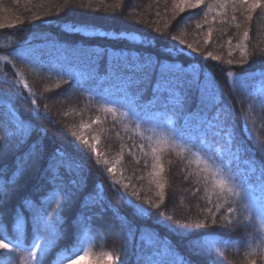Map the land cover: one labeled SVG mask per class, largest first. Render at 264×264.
Returning a JSON list of instances; mask_svg holds the SVG:
<instances>
[{
    "label": "trees",
    "instance_id": "1",
    "mask_svg": "<svg viewBox=\"0 0 264 264\" xmlns=\"http://www.w3.org/2000/svg\"><path fill=\"white\" fill-rule=\"evenodd\" d=\"M40 1L68 14L38 22L49 14ZM83 5L87 17L111 13L99 32L73 30L90 24ZM0 14V120L32 129L21 148L0 156V197L22 183V163L34 161L43 174L0 212V239L9 244L0 264H66L83 237L86 264H264V224L249 204L257 176L264 181V96L256 93L264 0H0ZM225 106L231 117L221 124L214 117ZM158 122L164 134L152 139L144 127ZM84 124L108 145L104 163L80 156ZM45 125L60 130L58 141L43 138ZM50 158L74 168H60L53 182ZM109 159L121 168L115 177L105 173ZM101 199L102 214L89 206ZM37 213L48 222L39 231ZM236 218L240 232L213 224Z\"/></svg>",
    "mask_w": 264,
    "mask_h": 264
},
{
    "label": "rangeland",
    "instance_id": "2",
    "mask_svg": "<svg viewBox=\"0 0 264 264\" xmlns=\"http://www.w3.org/2000/svg\"><path fill=\"white\" fill-rule=\"evenodd\" d=\"M40 3L43 4L44 1H40ZM138 5L139 4L137 3V1L134 3H131L130 12L135 13L134 12L135 8L137 9V11H139ZM50 8H53V4L50 7L43 4L39 10L40 13L43 14L46 11H48L49 14H45V16L41 17V18H35V20L38 19L37 21L40 22V21H46V19H51L52 23H54L55 19L63 20V18L68 14V13H64L65 15L58 16L57 14H55V10L50 11L49 10ZM86 11H89L88 13L91 14L90 10L86 9L85 6L83 5L80 13H81L82 17H85L86 19H88V21L90 23L89 26H80L78 24V25L73 26V28H74L73 30H78V31L88 32V33H93V34L97 33L101 29H98V27H96V25H98L100 23L101 24L104 23V22H102L101 19H103L105 16H107V14H111L109 12V10H106L105 8H100L98 10L94 9V12H92L94 17H87L85 14ZM130 12H128L127 14H129ZM3 16H5V15L0 14V17H3ZM5 19H7V18H4V19L2 18V19H0V21L3 22ZM66 19L68 20V18H66ZM104 19H106V18H104ZM130 21L132 23H134L135 25H138V26H136V28H138L140 30H142L144 25H145V24H142L140 21H137L138 23H135L136 22L135 20H130ZM91 25H95V27H93ZM145 26H147V25H145ZM66 27L71 28L70 25H68ZM256 93L264 96V82H261V81L258 82V84L256 86ZM69 95H70L69 93H65V94L63 93L61 97L67 98ZM4 114H6V113L4 112ZM171 123L172 122L170 120H168V121H166L165 126L170 127ZM45 127L50 133L43 136V138H45L46 140L48 139V141L52 140V141L56 142V140H57L56 139L57 137H55L56 134L58 136H59V133L62 134L60 132V130H58V128H55V127L51 128L49 125H45ZM78 128H80V129L77 132V134H82L84 136L82 138H80L78 136V139L80 138L81 140L76 141L78 143V144H76V147L79 148L80 150H82V153H83L80 156H88V157H91L93 160L98 159L100 162L102 161L104 163L105 162L104 158L107 155L106 149H107L108 145L106 143H104V147L101 146L103 142L101 140L97 139L93 135L92 131H94V129L92 127H90L88 125L86 126V124H84L83 126H79ZM43 131L45 133V130H43ZM53 132H54V134H53ZM144 132L148 133L149 137L152 139L160 138L164 134L163 126L160 122L145 126ZM40 133H42L41 129H39V134ZM51 134H52V136H51ZM205 142H206V140L202 139L200 142V145H202V146L205 145L204 150L205 149L209 150V146L206 145ZM207 152H209V151H207ZM206 155H207V153H206ZM200 156L203 157L202 155H200ZM112 157L114 158V156H112ZM10 160H11V158H10ZM10 160L8 159L6 161V163H8ZM33 162L34 161L30 160L29 164H27V165H26L27 162L22 163V166L25 167L24 173L22 175V178H24L22 183L19 184V182H18V184L12 186L9 189V191L4 192L5 197H3L2 200H0V203H2L4 205V209H6L8 207H13L14 206L13 204L15 202H16L15 204H17L19 202L17 200L18 196L22 192H24V191L31 192L38 187V185L40 183L39 177L42 176L43 174H42V171L40 170V167L36 166V163H33ZM16 163H17V159H16V162L14 164L12 163V168L9 167V169H11V171H14L16 166L19 165ZM243 165L245 166V165H247V163H244ZM2 166L3 165H1V163H0V167H2ZM104 166H105L104 167L105 173H109L113 177L117 176L120 172V169H121L118 162H116L114 160H112V161L110 160V162L104 164ZM249 168H250V172H254L255 167L253 165L249 166ZM110 169H111V171H109ZM233 171H234V168H233ZM228 173L230 174V171H228ZM231 174H232V171H231ZM256 175H258V174H256ZM260 179H261V177H259V175H258L257 176V186H256L257 188L254 189L257 191V193L250 197L249 204L251 206L250 209L252 210V212L255 213V215L258 217V219L264 224V181H261ZM118 182H120L123 185L124 180H121ZM56 194L57 193L55 192L53 197L57 196ZM49 196H50V194H49ZM52 199H54V198H52V197L49 198V200H52ZM68 205H69V200H68L67 204L65 205V208H64L65 210L63 211V216H66V210H67L66 208ZM89 206L93 207L94 211L97 210L94 202H90ZM91 214L92 213H90V215ZM95 215H96V213H94V216ZM107 217L108 216H106V218ZM87 218H89V217H87ZM67 220H68V218L65 217L64 222H66ZM62 221H63V219H62ZM81 237H83V236H81ZM79 244H80V247L77 250L75 260H73L71 262L68 261L69 263L67 262L66 264H86V261H84V256L86 255V253L88 251L89 241L86 237H83L79 241ZM110 247H112V245H110ZM111 250H113V249H111ZM33 253H37V250L34 251ZM0 255H1V253H0ZM61 259H62V256L59 257V261ZM54 264H58L57 261Z\"/></svg>",
    "mask_w": 264,
    "mask_h": 264
},
{
    "label": "snow or ice",
    "instance_id": "3",
    "mask_svg": "<svg viewBox=\"0 0 264 264\" xmlns=\"http://www.w3.org/2000/svg\"><path fill=\"white\" fill-rule=\"evenodd\" d=\"M246 2V0H245ZM256 4L253 3L251 7H255ZM189 7H196V5H189ZM248 33H245V36H247ZM242 47V45H241ZM121 61H118L117 64H120ZM231 63V61H229ZM264 104V102H262ZM231 113L228 111L227 107L225 106L224 108H217L216 110V115L214 119L221 124H227L230 120ZM32 129L25 127L23 124L20 122H16L15 124L4 122L0 120V156L5 154L6 152H10L13 150H17L23 146V144L26 142L25 141V134L30 133ZM36 148L37 144L33 143L31 146V151L27 154L29 158H32L33 155L36 153ZM55 155H60L63 156V153H54ZM36 158L38 159V154L36 155ZM20 165H18V168ZM77 171L76 174L79 175V166H75ZM60 168H67L70 172L73 170L74 165L71 162H66L65 160L61 159L59 161H55L54 158H50L49 160V166H48V172L51 181L57 182L58 180L61 179L59 175V169ZM111 171V169L109 170ZM71 183L75 186L78 184L77 180H72ZM221 191H224V188L221 186ZM229 192H231V189H228ZM238 195V193H237ZM3 197H0V200H2ZM94 204L97 208H99L100 214H102L105 211V207L103 204L102 199L98 201H94ZM217 210H220L219 205L216 206ZM4 211V205L0 203V212ZM234 209L231 205L228 206V212H233ZM213 215H215L213 213ZM38 217V224H37V231L40 230V222L43 223H48L47 221H44L43 214L42 213H37ZM213 224L217 227H227L229 229H233L237 232H240L242 227L244 226V221L236 218L232 220H227L224 224L217 225L216 221H213ZM203 225V221H201V226ZM131 231V229H130ZM46 245H43L41 247H45ZM0 249H9V244L5 242V239H0ZM199 249L194 245L193 246V252H197ZM35 256L36 253H33ZM211 255V253H209Z\"/></svg>",
    "mask_w": 264,
    "mask_h": 264
}]
</instances>
